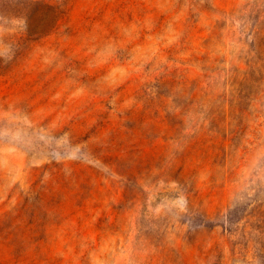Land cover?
<instances>
[{
  "label": "rangeland",
  "instance_id": "1",
  "mask_svg": "<svg viewBox=\"0 0 264 264\" xmlns=\"http://www.w3.org/2000/svg\"><path fill=\"white\" fill-rule=\"evenodd\" d=\"M0 264H264V0H0Z\"/></svg>",
  "mask_w": 264,
  "mask_h": 264
}]
</instances>
